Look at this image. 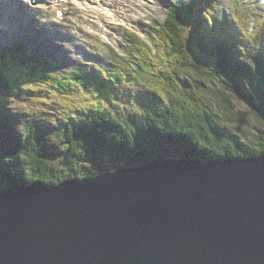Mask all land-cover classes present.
Segmentation results:
<instances>
[{"label": "trees", "instance_id": "trees-1", "mask_svg": "<svg viewBox=\"0 0 264 264\" xmlns=\"http://www.w3.org/2000/svg\"><path fill=\"white\" fill-rule=\"evenodd\" d=\"M221 4L176 0L166 21L152 24L160 53L136 44L139 64L63 74L0 56V189L53 188L170 158L264 155V15L249 36L229 27ZM249 117L261 126L246 134Z\"/></svg>", "mask_w": 264, "mask_h": 264}, {"label": "water", "instance_id": "water-1", "mask_svg": "<svg viewBox=\"0 0 264 264\" xmlns=\"http://www.w3.org/2000/svg\"><path fill=\"white\" fill-rule=\"evenodd\" d=\"M0 264H264V155L1 188Z\"/></svg>", "mask_w": 264, "mask_h": 264}, {"label": "rangeland", "instance_id": "rangeland-1", "mask_svg": "<svg viewBox=\"0 0 264 264\" xmlns=\"http://www.w3.org/2000/svg\"><path fill=\"white\" fill-rule=\"evenodd\" d=\"M164 2V7H155V17L150 14L136 15L135 20L130 19L135 22V25H132L130 20L115 22L114 30L107 31L106 33L110 34V36L115 39L114 43L120 49L114 44L110 45L109 43H105L104 40H101L98 33H92L86 26L84 18L76 20L70 17L63 23L58 24L56 19L57 14L55 12L46 11L45 13H41L40 11H34L30 19L32 32H34V34H31V30H26L25 34L14 42V45H10L9 42H4L3 45L0 46V53L6 50H9L12 54L19 53L23 47L25 49V51L22 52L24 53L23 57L32 55L38 58L37 63L41 64L43 62H48L50 65L54 64V66L61 68L63 74L70 73L72 69L82 64L84 67L90 69L98 68L103 71L111 69L115 60L123 64H130L131 61L139 64V62H141V60L138 59L140 56L137 51L134 53L133 50L139 44H142V41L157 46V50L159 49V51H161L159 47L160 39L154 35V30L150 24L156 21L163 22L168 17L170 1L164 0ZM237 8L241 11V17L240 22L237 21L236 24L233 18ZM162 9V13L165 14L160 17L159 10ZM221 14L230 23V28L236 25L239 27V30L244 29L246 34L248 33L249 36H252L256 33L258 25H260V20L255 17L257 15H264V1L222 0ZM251 14H253V17H251ZM15 18L16 24H20V17L15 14ZM132 26H137L141 33L135 34L136 32L133 31ZM159 53L160 52H158V54ZM117 56L122 59L128 58V60L125 63ZM133 67L137 69L136 66ZM3 93L2 89H0V95ZM199 97L203 96L200 95ZM202 99H204V97ZM209 101H211V99ZM237 103L243 110L249 111V108L245 104L240 101ZM15 104L13 105L15 106L13 110H15L18 116L22 113H26V107L22 105V101L19 103L16 102ZM219 112L223 114V111ZM248 124L251 125V130L245 126L243 127L244 130H247L245 132L246 134L249 132L255 133V128L261 126L256 117H249ZM20 129H23V126Z\"/></svg>", "mask_w": 264, "mask_h": 264}, {"label": "bare ground", "instance_id": "bare-ground-1", "mask_svg": "<svg viewBox=\"0 0 264 264\" xmlns=\"http://www.w3.org/2000/svg\"><path fill=\"white\" fill-rule=\"evenodd\" d=\"M31 0H0V46L4 42H8L10 36L15 35L14 38H20L25 34L23 29L31 30V13L34 10L58 12L63 9L67 17H73L76 20L85 19V24L89 28L91 27L96 33H102L106 35L111 41L115 39L110 36L107 31L114 30L115 18L110 17L108 13H102L100 9L105 5L110 4L113 8L116 7L117 16L122 17L123 21L135 20L136 15L146 14L151 12V8L158 6H165L164 0H76L72 2L68 11L66 7L58 4L56 0H39L36 5L30 4ZM264 1V0H263ZM153 5H152V4ZM159 10L160 17L165 14ZM21 18V23L16 24L15 14ZM167 19V18H166ZM165 19V21H166ZM131 21L135 25L134 21ZM61 21V20H60ZM163 21V22H165ZM102 24V25H101ZM131 25V24H130ZM9 35V36H8ZM95 71V68H92Z\"/></svg>", "mask_w": 264, "mask_h": 264}]
</instances>
